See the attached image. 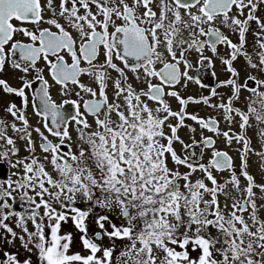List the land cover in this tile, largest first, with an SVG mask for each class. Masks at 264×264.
<instances>
[{
    "label": "snow or ice",
    "instance_id": "obj_1",
    "mask_svg": "<svg viewBox=\"0 0 264 264\" xmlns=\"http://www.w3.org/2000/svg\"><path fill=\"white\" fill-rule=\"evenodd\" d=\"M0 264H264V0H0Z\"/></svg>",
    "mask_w": 264,
    "mask_h": 264
},
{
    "label": "flooded vegetation",
    "instance_id": "obj_2",
    "mask_svg": "<svg viewBox=\"0 0 264 264\" xmlns=\"http://www.w3.org/2000/svg\"><path fill=\"white\" fill-rule=\"evenodd\" d=\"M198 90V89H197ZM53 96H54V98L59 102L60 101V97H59V94H58V92H53ZM29 112H31V109H29ZM202 115H204V114H207V112H202L201 113ZM33 122H35V118H34V120H33ZM221 147H223V144H222V142H221ZM237 163H238V161H236Z\"/></svg>",
    "mask_w": 264,
    "mask_h": 264
},
{
    "label": "rangeland",
    "instance_id": "obj_3",
    "mask_svg": "<svg viewBox=\"0 0 264 264\" xmlns=\"http://www.w3.org/2000/svg\"><path fill=\"white\" fill-rule=\"evenodd\" d=\"M69 228H70V225H69ZM74 250H79V249L77 248V249H74Z\"/></svg>",
    "mask_w": 264,
    "mask_h": 264
}]
</instances>
